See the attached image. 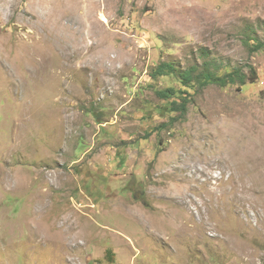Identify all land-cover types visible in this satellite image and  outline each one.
Returning a JSON list of instances; mask_svg holds the SVG:
<instances>
[{
  "label": "rangeland",
  "instance_id": "374dc122",
  "mask_svg": "<svg viewBox=\"0 0 264 264\" xmlns=\"http://www.w3.org/2000/svg\"><path fill=\"white\" fill-rule=\"evenodd\" d=\"M250 35L264 0H0V264H264ZM209 60L257 80L156 74Z\"/></svg>",
  "mask_w": 264,
  "mask_h": 264
},
{
  "label": "trees",
  "instance_id": "16d2710c",
  "mask_svg": "<svg viewBox=\"0 0 264 264\" xmlns=\"http://www.w3.org/2000/svg\"><path fill=\"white\" fill-rule=\"evenodd\" d=\"M246 40L244 45L250 55L257 54L264 50V41H260L256 36L250 35L246 37ZM246 68L247 72L245 73L242 68H231L227 64H218L215 60H209L204 62L200 69L192 66L178 75H176L173 66L162 64L157 68L156 74L160 76L175 74L176 78L186 88L197 86L199 89H202L211 85L220 88L234 85L242 87L248 83L253 84L257 80L256 70L250 65ZM157 95L163 100L175 99V101L171 103L173 112H179L182 115L187 112V99H183V102H181L178 97H176L177 93H175L173 89L158 92Z\"/></svg>",
  "mask_w": 264,
  "mask_h": 264
}]
</instances>
